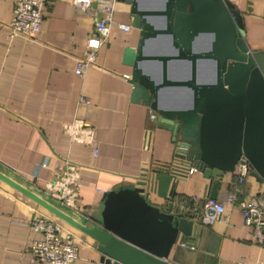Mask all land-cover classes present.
Masks as SVG:
<instances>
[{
	"label": "crops",
	"instance_id": "1",
	"mask_svg": "<svg viewBox=\"0 0 264 264\" xmlns=\"http://www.w3.org/2000/svg\"><path fill=\"white\" fill-rule=\"evenodd\" d=\"M223 1L236 15L249 49L264 52V0ZM12 10L13 0H0V171L34 193L45 194L44 182L54 177L65 159L71 161L77 165L81 185L79 212L64 211L90 223L105 192L133 188L152 169L171 164L179 141L170 131L156 127L147 106L131 101V68L122 63V55L125 47L136 45L139 35L131 26L126 2L115 0L109 38L83 76L76 75L74 67L87 37L94 33L88 13L77 10L72 0H44L41 26L29 40L10 35ZM118 24L132 28L124 32ZM150 68L153 71L154 66ZM207 69L201 70L200 77ZM161 99L178 107L191 102L184 88L168 90ZM73 119L93 129L96 156L91 146L69 142L63 125ZM238 171L239 166L233 173L208 180L196 170L179 181L174 208L187 199L180 212L194 218L199 227L192 241L183 239L172 246L169 264H264V246L255 242L237 203L226 206L213 225L198 220L205 197L224 201L237 188L262 196L264 206V184L247 174L239 185ZM146 197L152 204L163 203L155 193ZM40 214L49 215L0 182V264H43L30 251L40 235L28 226ZM72 231L78 258L71 264H102L96 243Z\"/></svg>",
	"mask_w": 264,
	"mask_h": 264
},
{
	"label": "water",
	"instance_id": "2",
	"mask_svg": "<svg viewBox=\"0 0 264 264\" xmlns=\"http://www.w3.org/2000/svg\"><path fill=\"white\" fill-rule=\"evenodd\" d=\"M122 1L129 5L131 26L139 35L122 55V63L131 68V101L147 106L155 113L156 127L178 139L183 148L178 158L184 162L152 169L133 188L105 192L90 223L2 171L0 182L94 241L102 264H169L172 246L192 241L199 227L173 204L185 168L192 165L212 180L242 165L264 184V52L249 49L236 15L223 0ZM159 38L165 49H150L148 44ZM199 39L206 42L198 46ZM173 66L179 69L173 71ZM203 69L207 71L200 77ZM180 88L189 91V105L162 102L163 93ZM150 193L163 203L148 202Z\"/></svg>",
	"mask_w": 264,
	"mask_h": 264
},
{
	"label": "built area",
	"instance_id": "3",
	"mask_svg": "<svg viewBox=\"0 0 264 264\" xmlns=\"http://www.w3.org/2000/svg\"><path fill=\"white\" fill-rule=\"evenodd\" d=\"M115 0H72V5L80 11L88 13L93 19L94 33L86 39L85 48L75 62L74 73L83 76L86 69L95 65L97 51L109 38L111 25L114 23ZM44 0H13L12 19L9 23L10 35L25 39H33L42 22V8ZM118 27L129 32L131 26L118 24ZM80 102L87 103L84 98ZM155 113L149 114V119L155 121ZM63 131L69 142L94 147V131L83 121L73 119L63 125ZM183 148L178 145L173 164L182 163L178 158ZM92 155H97V149H92ZM184 162V161H183ZM185 164V163H184ZM196 169L189 165L185 168V177ZM248 172L239 165L237 183L242 185ZM145 175L141 180H144ZM81 185L78 179L77 165L65 159L53 178L43 184V192L50 203L61 210L77 211V199ZM195 201V198H190ZM189 199V200H190ZM188 200L180 203V208L187 207ZM237 203L245 225L249 226L255 242L264 246V206L263 197L248 195L244 189L237 188L227 195L224 201L211 198L203 199V211L199 217L202 225H213L221 220L226 206ZM81 213V212H80ZM29 228L40 235L30 246L32 255L43 264H71L78 258V243L72 228L51 215H36L28 223ZM234 264H256L239 261Z\"/></svg>",
	"mask_w": 264,
	"mask_h": 264
},
{
	"label": "bare ground",
	"instance_id": "4",
	"mask_svg": "<svg viewBox=\"0 0 264 264\" xmlns=\"http://www.w3.org/2000/svg\"><path fill=\"white\" fill-rule=\"evenodd\" d=\"M159 1H160V0H145V3H146V4H150V3L158 4ZM157 22H160V20H157ZM205 42H206V41H205L204 39H199L198 46H199V44H202V43H205ZM148 47H149L150 49H155V48L165 49V47H166L165 40H164V38H159L158 40L149 43V44H148ZM150 64H151V63L146 64V67L148 68V70L151 69V68H150ZM151 65H153V64H151ZM176 71H177V70H176ZM163 94H164V93H163ZM163 94H162V96H163ZM162 96H161V98H162Z\"/></svg>",
	"mask_w": 264,
	"mask_h": 264
},
{
	"label": "rangeland",
	"instance_id": "5",
	"mask_svg": "<svg viewBox=\"0 0 264 264\" xmlns=\"http://www.w3.org/2000/svg\"><path fill=\"white\" fill-rule=\"evenodd\" d=\"M38 195L40 196H43L45 200H47L48 202H50L48 196L46 194H43V193H40V192H37Z\"/></svg>",
	"mask_w": 264,
	"mask_h": 264
}]
</instances>
